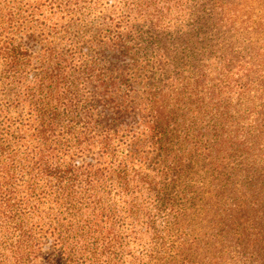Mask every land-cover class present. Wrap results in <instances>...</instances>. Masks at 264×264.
I'll return each instance as SVG.
<instances>
[{
	"label": "trees",
	"instance_id": "obj_1",
	"mask_svg": "<svg viewBox=\"0 0 264 264\" xmlns=\"http://www.w3.org/2000/svg\"><path fill=\"white\" fill-rule=\"evenodd\" d=\"M262 156L264 0H0V264H264Z\"/></svg>",
	"mask_w": 264,
	"mask_h": 264
},
{
	"label": "rangeland",
	"instance_id": "obj_2",
	"mask_svg": "<svg viewBox=\"0 0 264 264\" xmlns=\"http://www.w3.org/2000/svg\"><path fill=\"white\" fill-rule=\"evenodd\" d=\"M46 12V11H45ZM46 15L52 17L53 19L57 17V14L54 13L53 11H51V13H47L46 12ZM15 17H16V14H15ZM18 19V18H17ZM171 19H172V22L175 24V26H178L179 23L177 21V18L174 14L171 15ZM100 22V15L99 14H96V15H91L90 18H87L86 21L82 22L81 24L83 25H78L77 24V21H68L67 19L65 20V25H67L66 27V34H65V39L63 42H62V47L64 49H66L68 47V45L80 52V53H85L87 54L88 53V46H89V43H90V40L92 37L96 36L97 35V26H98V23ZM13 32V31H12ZM14 38V37H13ZM55 42H57V39L54 40ZM39 46V45H38ZM57 47H59V44L56 45ZM44 47V46H43ZM38 48V47H37ZM26 74H28L26 80H25V85L31 86V84L33 83V80H32V74H34V71L33 69H31L30 66H28V69L26 70L25 72ZM152 75H153V78L155 80V83L156 84H159V77H158V71L156 69H153L152 70ZM89 89H91V87H86L83 89V94H86L87 95V92L89 91ZM92 91H95V89H91ZM35 96L39 97L40 94L35 91ZM86 97V96H85ZM94 103V109L96 107V109H99V107H101L102 105L98 102V99H96V101H93ZM136 107V112L139 113V109L137 108L138 106L137 105H133ZM182 109V108H181ZM183 111H181L182 113H186L185 114V119H189V116L187 114V112L182 109ZM131 111V110H130ZM96 118V117H95ZM129 120V116H125L123 117L121 120H120V126L122 129L124 128H128L131 126V122L128 121ZM99 121L102 123H96L94 126L97 128L96 130H98L100 127H103V123H105L104 119L101 120L99 119ZM103 121V122H102ZM106 124V123H105ZM111 127V126H110ZM142 130V120H136L133 124V129L131 128V130L129 131L130 132V135L134 136L135 134H138L139 131L141 132ZM208 137H210V135L206 134ZM211 138V137H210ZM213 138H211V141L210 143H212L213 141ZM240 140V139H239ZM190 141H193L195 142L196 144H199L201 143V140H197V139H190ZM203 144H206L207 143L204 141V139L202 140ZM239 143V142H238ZM242 142H240L239 145H241ZM131 153L133 155V160H135L136 163H141V164H148L149 162H163L164 158H166L167 161H171V158L170 157H156L154 155V153L151 151L150 148L148 147H143V148H140V147H137V149H132L131 150ZM82 154L81 156L79 157H76L75 158V162H79L80 160H85V161H88L90 159L93 158V155L95 154V151L94 152H84V153H80ZM238 157L242 158V155L241 154H238ZM261 158V160H257L256 162H258V164H262L263 163V156L262 157H259ZM242 159H247V157H243ZM264 169V167L262 168ZM118 196H124V197H127L124 193H121V192H118ZM148 191L145 187H140V189L138 190H135L133 189L132 190V199L138 203L140 206H145L147 207V204H148V198L147 197V194ZM147 217L146 215H142L140 218H138V222H135L133 224L130 225H125L123 226V232L126 233V234H129L131 230L135 231L136 233L133 234V238H129V243L132 244L131 246H134V245H144V244H147V243H150V235L152 233H154L153 229L151 228H148V225L146 224L147 222ZM158 221V220H157ZM129 223V222H127ZM178 240H182L180 238H177ZM135 242H134V241ZM163 240H169L167 238L163 239Z\"/></svg>",
	"mask_w": 264,
	"mask_h": 264
}]
</instances>
